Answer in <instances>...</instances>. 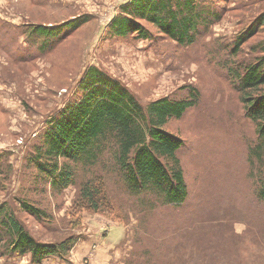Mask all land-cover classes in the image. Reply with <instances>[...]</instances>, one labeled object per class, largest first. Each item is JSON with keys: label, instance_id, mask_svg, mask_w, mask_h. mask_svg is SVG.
Segmentation results:
<instances>
[{"label": "trees", "instance_id": "16d2710c", "mask_svg": "<svg viewBox=\"0 0 264 264\" xmlns=\"http://www.w3.org/2000/svg\"><path fill=\"white\" fill-rule=\"evenodd\" d=\"M206 1L133 0L130 6L124 7L127 13L114 19L110 31L117 37L137 35L157 43L169 40L181 47L192 46L205 30L221 19L212 3ZM87 19L83 15L51 26L32 24L23 26L21 31L26 41L34 39L38 49L45 51L49 45L62 43L58 41L67 34L65 29L73 33ZM7 28L3 22L0 34L8 36L3 38V47L13 48L9 53L14 55L15 63L21 58L15 50L28 49H23L15 31ZM261 28H264V12L250 19L229 46L228 53L234 54L231 60L221 55L217 58L221 57L233 87L239 92L245 117L254 127L255 140L244 134L248 144L246 179L241 183V179H233L222 184L226 179L221 178L227 176L226 164L222 163L223 171L219 163L211 167L214 146L212 142L207 143L209 136L205 134L202 143L206 152L211 153L206 162L208 169L199 173L197 182L189 184L179 155L185 140L181 131H172L168 126L172 121L188 128L203 125L190 120V112L202 100L196 86H182L168 96L144 101L117 77L90 66L80 79L75 98L46 120L43 132L25 153V171L16 194L9 195L6 190L14 173L8 159L11 152L0 154V187L8 196L0 201V256L5 264L12 258L25 256L30 257L31 264L50 257L69 260L78 242L76 235L45 241L41 233L31 231L23 215L31 217L43 229L42 233L50 232L56 228L55 210L62 205L60 194L73 183L79 187L73 207L76 212L109 210L104 177L93 169L99 165L118 174L131 194L157 199L152 209H158L159 214L145 211L143 216L145 223H149L143 231L147 243L140 250L132 251L129 264H160L169 249L175 252L182 248L195 250L197 254L203 251L199 256L210 261L203 254L208 257L207 250H211L213 240L218 250L221 236L234 249L243 248L248 242L252 247L247 252L256 261L253 264H264V233L259 232L260 229L264 232V44L253 47L257 55L251 59L238 56L241 47ZM205 129L212 128L206 125ZM223 148L227 151V146L222 145L221 151ZM217 157L219 161L224 159L222 154ZM219 206L225 210L221 216H217ZM216 217L224 224L215 221L210 231L199 232L201 225L208 227ZM242 222L246 228L238 234L235 224ZM139 225L142 226L141 221ZM167 233L172 235L170 245L166 241L169 235L164 239ZM176 237L181 240L177 242Z\"/></svg>", "mask_w": 264, "mask_h": 264}, {"label": "rangeland", "instance_id": "374dc122", "mask_svg": "<svg viewBox=\"0 0 264 264\" xmlns=\"http://www.w3.org/2000/svg\"><path fill=\"white\" fill-rule=\"evenodd\" d=\"M132 1L0 0V26L6 22L9 27L7 29L15 31L22 48L28 49L15 50L17 56L21 58H17L13 63L14 55L9 53L13 48L6 50V47H3V38L7 39L8 36L0 34V154L11 152L8 159L14 166V173L11 185L6 189L9 195L16 194L21 186L22 174L25 171V153L43 132L46 120L59 113L75 98L80 79L90 66H97L111 76L117 77L144 101L168 96L182 86H196L200 90L202 100L199 106L190 112V120L203 125L200 124V128L199 125L198 128H188L181 122L172 121L168 126L172 131H181L185 140L184 149L179 155L189 184L197 182L199 173L208 169L206 162L211 153L206 152L202 143L205 134L209 136L207 143L212 142L214 146L211 167L219 163L220 170L223 171L222 163L226 164L227 176L221 178L226 179L222 184L225 185L228 180L233 179L238 181L241 179L239 182L241 183L246 179L248 144L244 134L248 139L255 140L254 127L245 117L239 92L233 87L221 57L229 60L234 57V54L228 53L229 46L235 42V38L240 35L250 19L264 12V0H207L206 2L212 3L220 13L221 19L205 30L195 45L185 47L177 45L174 41L160 40L157 43L154 42L156 40H145L136 37L137 35L129 38L112 36L111 24L119 14L127 13L124 7L130 6ZM83 15L88 16L86 23L73 33L65 29L67 34L58 41L62 43L59 46L55 44L54 47L49 45L45 51L38 49L34 39L26 41V37L23 36L25 34L21 31L24 30L23 26L26 28L32 24L51 26ZM17 25L22 28H13ZM151 30L157 34L154 28L151 27ZM253 34L241 47L242 52L238 56L251 59L257 55L254 48L264 44L261 43L264 42V28ZM259 54L261 55L260 52ZM206 125H210L212 129H205ZM222 145L227 146V151L224 148L221 151ZM218 154H222L224 159L219 161ZM93 169H97L98 171H95L104 177L108 204L111 205L109 210L101 209L104 212L100 213L82 209L76 212L73 207L79 187L73 183L60 194L62 205L55 210L56 228L50 232L42 233L43 229L31 217L23 215V220L29 224L31 231L37 235L41 233L45 241H59L71 234L78 237V242L71 250L67 262L50 257L43 260L44 264H71V258L77 257L72 253L78 243L86 240L90 243V251L98 250L104 243L108 244L105 248L111 245L108 264H129L132 251L145 247L147 240L143 231L149 223H145L146 218L143 216L145 211L159 214L158 209H152V204L156 203L157 199L131 194L120 176L109 169H101L100 165ZM6 190L0 187V201L8 198ZM224 211L222 206H219L220 215L217 216H221ZM139 220L142 226L139 225ZM215 221L224 224L221 218L216 217L208 227L205 224L201 225L199 232L210 231ZM245 225V222L236 223V233H242ZM115 229L120 232L118 237L105 236V233L114 234ZM259 232L264 233L261 229ZM166 236V241L170 245L172 235L167 233L164 239ZM175 240L179 242L181 239L176 237ZM179 245L181 246L180 243ZM217 247L218 250H215L216 244L213 240L211 250H207L208 257L203 254L204 258L210 261H205L199 256L203 251L197 254L195 250L182 248L183 250L178 249L179 251L175 252L169 249L166 258L159 262L160 264L256 262L253 255L250 256L247 252V249L252 247L248 242L243 248L234 249L226 242V238L221 236ZM28 258L30 259L29 256ZM19 259L21 258H12L7 263L15 264ZM88 263L89 256L84 259L83 264ZM0 264H5L1 256Z\"/></svg>", "mask_w": 264, "mask_h": 264}, {"label": "crops", "instance_id": "0c3cea01", "mask_svg": "<svg viewBox=\"0 0 264 264\" xmlns=\"http://www.w3.org/2000/svg\"><path fill=\"white\" fill-rule=\"evenodd\" d=\"M113 233L114 234L112 235L111 234L108 235V233L107 234L105 233V236L118 237L120 232L118 229H115ZM105 245H108V244L104 243L98 250L90 251L91 246L88 240L79 242L77 248L74 250V253H72V255L76 254L77 257L74 256L73 259L71 258V264H83L84 259L87 258L88 256H89L88 264H108L109 262L108 258L110 255L111 245L107 246V248H105ZM89 251L92 253L89 254L90 253ZM44 262L45 261L39 264H44ZM15 264H31V262L28 256H26L16 261Z\"/></svg>", "mask_w": 264, "mask_h": 264}]
</instances>
